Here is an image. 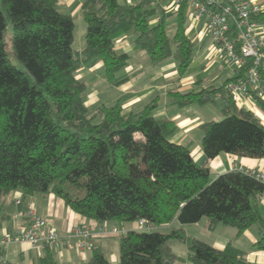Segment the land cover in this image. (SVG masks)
<instances>
[{"label": "trees", "instance_id": "obj_1", "mask_svg": "<svg viewBox=\"0 0 264 264\" xmlns=\"http://www.w3.org/2000/svg\"><path fill=\"white\" fill-rule=\"evenodd\" d=\"M155 1L85 0V44L79 51L74 48L75 19L59 10L58 0H0V203L16 190L26 196L54 194L98 224L144 219L159 228L121 235L117 264L187 262L173 253L172 240L187 246L191 264H251L234 242L219 249L187 236L183 226L206 220L212 232L230 226L241 235L258 225L255 248L264 251L261 181L241 169L212 179L208 163L198 164L190 147L170 141L175 122L153 116L158 98L129 113L120 100L94 112L86 105L88 85L77 71L102 62L107 81L122 83L118 73L131 56L118 51L116 42L127 33L153 65L173 58L178 79L185 77L195 49L186 34V6L171 38ZM9 50L20 66L11 61ZM246 70L221 87L169 92L178 107L223 98L222 119L201 125L207 161L223 153L264 158V125L226 90ZM262 80L264 89V74ZM253 98L264 111V99L257 92ZM41 264H57L50 247ZM89 264L114 263L94 247Z\"/></svg>", "mask_w": 264, "mask_h": 264}, {"label": "crops", "instance_id": "obj_2", "mask_svg": "<svg viewBox=\"0 0 264 264\" xmlns=\"http://www.w3.org/2000/svg\"><path fill=\"white\" fill-rule=\"evenodd\" d=\"M84 1L58 0V8L61 12L71 14L76 25V19L82 18L81 7ZM118 1L122 4H128V2L133 4L139 0ZM253 1L262 7V12L257 20L260 23V32L264 35V0ZM153 5L157 6L161 16L166 18L167 31L170 27L172 33L168 34L173 38L181 6L174 7L172 0H156ZM183 15L186 19V34L195 44L193 61L185 77L181 80L178 79V64L173 58L153 65L145 51H138L134 48V36L132 33H127L119 37L116 42L118 51L131 56L128 64L118 73L117 79L123 81L122 83L113 85L107 81L102 62H98L93 67L83 66L77 71V78L88 85L87 107L91 112H94L102 104L112 106L120 100L125 113L139 112L152 100L158 98V107L153 111V116L157 119L168 118L175 122L177 129L169 137L170 141L190 147L198 164L208 163L212 179L223 173L239 169H254L264 172V158L256 159L223 153L213 160H206L202 148L201 125L208 121L222 119L223 98L220 97L221 104L218 106L215 103L213 108L209 107L210 104H194L186 107L172 104L169 96L171 90L183 93L192 90L199 91L208 87H221L227 80L238 75L236 67L229 64L225 56L214 45L206 27V19H191L187 7H183ZM158 19L155 17L153 23H156ZM168 22H170V26H168ZM76 28L77 25L75 31ZM83 31L85 37L86 25L84 29L81 27V34ZM83 47L77 50L81 51ZM237 106L253 112L264 125V111L254 98H248ZM30 206L35 209L38 216L47 221V230L55 229L63 238V245L60 249L50 248L57 264H89L94 247L100 248L110 262L117 264L120 257L117 245L120 235H101L98 234L100 233L99 228L101 226H106L109 229L116 227L124 231L125 234L131 230H139L137 223L111 221L98 224L73 211L54 194L39 193L26 196L21 190H16L5 195L0 203V264H41L47 247L34 248L26 242L8 239L9 236L28 227V220L23 217V213ZM260 206L264 215V199L261 200ZM206 225L207 221L202 220L189 226L196 227L199 233L207 231L208 234H213V240L209 243L214 247L223 249L232 241L237 247L246 251L247 260L251 264H264V251L255 248L261 236L258 225L250 227L241 235H238L236 228L230 226H218L212 232L207 229ZM80 226H88L96 233L92 239L91 249L83 250L78 246L79 239L73 235V232ZM163 229L167 230V228Z\"/></svg>", "mask_w": 264, "mask_h": 264}, {"label": "built area", "instance_id": "obj_3", "mask_svg": "<svg viewBox=\"0 0 264 264\" xmlns=\"http://www.w3.org/2000/svg\"><path fill=\"white\" fill-rule=\"evenodd\" d=\"M174 7L185 5L191 19H206V27L216 48L225 56L226 61L236 67V73L246 68L245 77L228 83L226 90L237 105L253 98L257 92L264 99L262 75L264 74V35L260 32L257 18L262 7L253 0H172ZM128 4H131L128 2ZM240 170V169H239ZM245 170L264 184V172ZM28 227L9 236L8 239L30 244L34 248L60 249L63 238L55 229L47 230V221L38 216L30 206L23 213ZM140 231L153 232L159 228L144 219L139 220ZM101 235H124L119 228H99ZM73 235L78 238V246L91 249L96 233L88 226L77 227Z\"/></svg>", "mask_w": 264, "mask_h": 264}, {"label": "rangeland", "instance_id": "obj_4", "mask_svg": "<svg viewBox=\"0 0 264 264\" xmlns=\"http://www.w3.org/2000/svg\"><path fill=\"white\" fill-rule=\"evenodd\" d=\"M76 25H77V28H76V31H75V42H74V48L75 49H81L83 47V45L85 44V37H84V31L82 32L81 34V27H83L84 29V26H85V22L83 20V18H81L80 20L77 18L76 19ZM168 26H170V22H168ZM168 33L169 34H172L171 31H170V27L168 28ZM82 35V37H81ZM9 58L11 59V61L15 64V65H19L18 61L16 60V58L14 57V55L12 53H10V50H9ZM216 105H220L221 104V98H218L216 100ZM210 104L209 107H214V104ZM190 225V224H189ZM188 224L187 225H184L183 226V229L186 233L187 236L191 237V238H198V239H201L207 243H209L212 239V235L213 234H208V232H202V233H199L197 230H196V227H192V226H189ZM176 227H178V225L176 224ZM169 231V230H167ZM166 231V232H167ZM196 236V237H195ZM115 239H118V238H115ZM118 247L120 249V241H118ZM170 245H171V248H172V251L174 254H176L177 256L181 257V258H184L187 262V256H188V248L187 246L184 244V243H181L179 241H176V240H172L170 242ZM111 258V257H109ZM187 262H181L180 263L178 262L177 264H185ZM187 264H191L190 262H188Z\"/></svg>", "mask_w": 264, "mask_h": 264}]
</instances>
